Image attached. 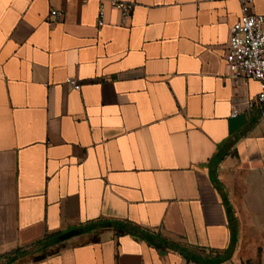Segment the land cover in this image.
Here are the masks:
<instances>
[{"label":"crops","instance_id":"obj_1","mask_svg":"<svg viewBox=\"0 0 264 264\" xmlns=\"http://www.w3.org/2000/svg\"><path fill=\"white\" fill-rule=\"evenodd\" d=\"M124 1L121 23L110 0H0V264L264 260V104L226 63L240 1Z\"/></svg>","mask_w":264,"mask_h":264},{"label":"built area","instance_id":"obj_2","mask_svg":"<svg viewBox=\"0 0 264 264\" xmlns=\"http://www.w3.org/2000/svg\"><path fill=\"white\" fill-rule=\"evenodd\" d=\"M240 14L231 25L228 33V50L226 63L229 76L235 87L253 79L260 84V91L253 98H246L242 104L248 108L262 107L264 104V13L252 10L251 0H239ZM110 6L120 12L121 23H125L132 15L135 3L124 0H110ZM50 20L54 22L62 16L56 8L50 10ZM106 6L100 1L97 23H106ZM73 88L80 89L81 84L76 79L67 81ZM241 111L240 103H233L232 114Z\"/></svg>","mask_w":264,"mask_h":264},{"label":"water","instance_id":"obj_3","mask_svg":"<svg viewBox=\"0 0 264 264\" xmlns=\"http://www.w3.org/2000/svg\"><path fill=\"white\" fill-rule=\"evenodd\" d=\"M81 231H82L81 228H77V229L69 230V231H67V232H65V233H63V234H61V235L59 236V239H65V238L71 237V236H73V235H76V234L80 233Z\"/></svg>","mask_w":264,"mask_h":264},{"label":"rangeland","instance_id":"obj_4","mask_svg":"<svg viewBox=\"0 0 264 264\" xmlns=\"http://www.w3.org/2000/svg\"><path fill=\"white\" fill-rule=\"evenodd\" d=\"M257 260L255 258V261L252 262V264H264V260L262 259V255H261V251H258V255H257ZM247 264H249V262H247Z\"/></svg>","mask_w":264,"mask_h":264}]
</instances>
